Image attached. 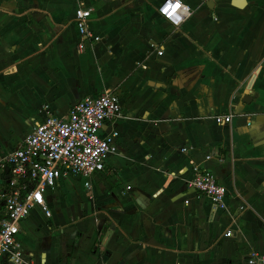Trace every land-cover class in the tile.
I'll return each mask as SVG.
<instances>
[{"label":"crops","instance_id":"0c3cea01","mask_svg":"<svg viewBox=\"0 0 264 264\" xmlns=\"http://www.w3.org/2000/svg\"><path fill=\"white\" fill-rule=\"evenodd\" d=\"M164 1L0 0V159L85 97L113 90L123 108L101 130H118V151L90 179L91 197L85 180L64 178L46 192L52 216L35 209L21 222L34 264H247L264 254V0H181L192 15L177 28L158 13ZM80 4L93 8L92 38L76 24ZM193 164L226 188V211L191 187ZM58 206L56 228L35 246L28 220H51Z\"/></svg>","mask_w":264,"mask_h":264},{"label":"built area","instance_id":"2783aa9c","mask_svg":"<svg viewBox=\"0 0 264 264\" xmlns=\"http://www.w3.org/2000/svg\"><path fill=\"white\" fill-rule=\"evenodd\" d=\"M177 4L179 7H175ZM92 13L93 8L83 4L76 9V24L83 39L94 37L88 27ZM158 13L177 28L191 17L192 10L181 0H165ZM122 112L121 98L113 90L85 97L71 108L67 117L47 118L19 148L0 159V258H7L13 264H34L18 239L20 224L35 209L52 216L46 192L56 189L62 179L85 180L91 197L90 179L104 172L106 157L118 151V130L107 135L101 130L106 123L117 121ZM213 119L218 125L232 122L231 115H216ZM210 159L208 156L207 160ZM192 171L191 187L209 198L215 210L226 211V188L217 177L197 164L192 165ZM247 264H264V254L253 253Z\"/></svg>","mask_w":264,"mask_h":264},{"label":"rangeland","instance_id":"374dc122","mask_svg":"<svg viewBox=\"0 0 264 264\" xmlns=\"http://www.w3.org/2000/svg\"><path fill=\"white\" fill-rule=\"evenodd\" d=\"M76 186H77V191H78L79 195L85 197V194L83 192L84 191L83 186L80 183H77ZM69 192H70L69 193V196L66 198L67 204L68 205L75 204L74 198L76 197V195L74 194L73 191H69ZM58 208H61V206H58V207L53 208V218L51 220H48L47 221L41 215H35V217L30 218V220H28V221L31 222V224H32L33 227H35L36 229H39L40 236H38L36 234V236L38 238L37 239H34L31 236L30 232L26 231L24 233L25 238L33 241L35 246H37V247L39 246L40 247L42 245V240H43L42 238L45 237V236H47V235H49L48 232L46 231V229H48L49 226H54V228H56V226L58 224V221H57V214H59ZM61 222L62 223H65L63 217H61ZM32 226L31 225H28L29 229H31ZM54 236L55 235H53L52 237H54ZM74 242H76V239L75 238L74 239H69V243H67V250L72 251V248L75 246L74 245ZM54 247L59 248V245L54 244ZM35 253H36V251H35Z\"/></svg>","mask_w":264,"mask_h":264},{"label":"snow or ice","instance_id":"6c2138e0","mask_svg":"<svg viewBox=\"0 0 264 264\" xmlns=\"http://www.w3.org/2000/svg\"><path fill=\"white\" fill-rule=\"evenodd\" d=\"M175 7H179V5L177 4ZM165 11H167V9H165ZM173 11H175V8H173Z\"/></svg>","mask_w":264,"mask_h":264}]
</instances>
